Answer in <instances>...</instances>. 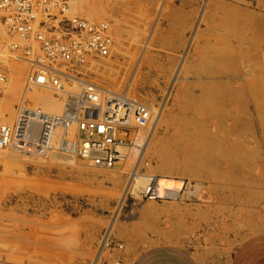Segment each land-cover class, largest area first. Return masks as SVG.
<instances>
[{
    "label": "rangeland",
    "instance_id": "1",
    "mask_svg": "<svg viewBox=\"0 0 264 264\" xmlns=\"http://www.w3.org/2000/svg\"><path fill=\"white\" fill-rule=\"evenodd\" d=\"M63 1L59 16L106 23L107 54L60 63L71 92L39 88L25 59L40 55L38 44L15 48L0 9V125L15 127L25 103L53 114L58 106L40 103L34 89L59 97L93 86L137 99L148 120L119 134L123 156L108 168L59 135L46 156L0 149V264H128L151 245L192 248L197 236L188 232L205 207L213 232L241 226L237 210L264 204V0ZM155 116L137 172L181 181L178 196L123 197L136 137L146 138Z\"/></svg>",
    "mask_w": 264,
    "mask_h": 264
},
{
    "label": "built area",
    "instance_id": "2",
    "mask_svg": "<svg viewBox=\"0 0 264 264\" xmlns=\"http://www.w3.org/2000/svg\"><path fill=\"white\" fill-rule=\"evenodd\" d=\"M65 8L63 0H0L4 25L21 42L16 41L14 47L26 45L29 48L35 42L41 52L39 55L36 50L34 53L30 50V58L25 57L33 65L29 80L54 93L62 90L61 81L66 78L61 62L71 64L87 56H103L111 44L106 23L94 25L81 17L59 16V11ZM98 93L101 95L99 102L96 100ZM72 96L74 102H69L60 115L48 114L26 104L18 106L15 127L8 124L0 127V149L13 142L19 151L42 152L49 148L52 131L60 128L66 133L67 129L75 128L74 139L67 142V135L63 134L61 145H72L78 156L97 167L113 166L123 156L119 134L132 123L144 125L149 114L147 106L127 93L96 86Z\"/></svg>",
    "mask_w": 264,
    "mask_h": 264
},
{
    "label": "crops",
    "instance_id": "3",
    "mask_svg": "<svg viewBox=\"0 0 264 264\" xmlns=\"http://www.w3.org/2000/svg\"><path fill=\"white\" fill-rule=\"evenodd\" d=\"M254 202L246 212L236 211L234 218L241 226L214 232L212 214L205 207L204 220H199L193 234L191 229L188 232L197 236L192 248L177 243L155 244L140 250L128 264H264V204ZM218 224L227 226L228 221Z\"/></svg>",
    "mask_w": 264,
    "mask_h": 264
},
{
    "label": "bare ground",
    "instance_id": "4",
    "mask_svg": "<svg viewBox=\"0 0 264 264\" xmlns=\"http://www.w3.org/2000/svg\"><path fill=\"white\" fill-rule=\"evenodd\" d=\"M65 10H66V8H65ZM71 16V15H70ZM3 18V17H2ZM90 21V20H89ZM20 49V48H19ZM65 69V68H64ZM36 76V75H35ZM65 79V78H64ZM70 79V78H69ZM34 80V79H33ZM0 81H1V79H0ZM25 81V80H24ZM63 81V80H62ZM29 82V81H28ZM66 82V81H65ZM30 83H32V84H34V85H36L37 87H39V88H45L44 86H40V85H37L34 81H31ZM64 83V82H63ZM62 84V83H61ZM65 85H66V83H65ZM65 85H64V88L61 90V93H65V92H67L68 93V91L69 92H71V90H69L68 89V87L66 86L65 87ZM68 85V84H67ZM48 88V87H47ZM30 90V89H29ZM28 91V90H27ZM32 91V90H31ZM30 91V92H31ZM34 92H36V99L37 100H39V102L41 101L45 106H49V105H55V106H58L57 108H54L55 109V111H53L52 113L54 114V115H58V113H59V111H60V109L61 110H63L62 108H60V106L62 105V107L64 106V105H67L69 102L70 103H73L74 102V96H72V95H69V97L67 96L68 94H61V95H59V97H52V96H50V95H52V94H49L48 95V93L46 94V92H44L43 90H41V91H39V90H36V89H34ZM25 93V92H24ZM28 93V92H27ZM33 93V92H32ZM57 93V92H56ZM58 93H60V92H58ZM31 94V93H30ZM26 96H28V94H26ZM34 100V98H31V100ZM35 99V100H36ZM32 100V101H33ZM66 100V101H65ZM96 100H98V102H99V98H97L96 97ZM31 101V102H32ZM40 102V103H41ZM22 103H24V102H22ZM26 104V103H25ZM43 105V106H44ZM52 106H49V107H52ZM31 107H33V106H31ZM35 107V106H34ZM37 108H40V109H42V107H39V106H37ZM60 108V109H59ZM65 109V108H64ZM43 112H45V113H50V111H44V110H42ZM52 111V110H51ZM56 112H58V113H56ZM61 113V112H60ZM59 113V114H60ZM63 113V112H62ZM51 114V113H50ZM157 117L158 116H155V118H154V121H153V123L151 124V126H150V128H149V131H148V133H147V136H146V138L143 140V138H142V136H135L136 137V140H135V142H136V144L138 145H140V147H139V149H138V157H137V162H136V164H135V166H134V168H133V170L131 171V174H130V177H129V180H128V182H127V184H126V187H125V190H124V192H123V197H124V195H125V193L127 192V191H132V192H136V193H138L140 190H144V191H146L147 192V195L148 196H160V197H175L176 195H177V192H178V190H179V188H180V186H181V181H179V180H175V179H172V178H166V177H163V176H157V177H151V176H143V175H140L138 172H137V164L139 163V160L141 159V156L143 155V152L145 151V149L147 148V143H148V140H149V137H150V135L152 134V132H153V130H154V128H155V126H156V122H157ZM14 121V120H13ZM9 124V123H8ZM10 125V124H9ZM14 125V124H13ZM2 125H0V127H1ZM15 126V125H14ZM67 132L65 133L64 132V130H61L60 128H58V129H56V130H54V132L52 131V133L50 134V136H49V141H48V144L50 145L49 146V148H47L45 151H42V152H40V153H38V152H36V153H38V154H40V155H42L41 153H48L50 150H51V148H53V147H51L52 146V144L54 143V145L56 146V144H55V140H57L56 138L58 137V135H59V138L61 137L62 138V136H63V134L65 135H67V139H66V141L67 142H69V140L71 139L70 137H72V138H74V136L76 135L75 133H76V130H75V128H70V129H67L66 130ZM140 135V134H139ZM15 139V138H14ZM62 140V139H61ZM58 143V142H57ZM59 144H60V141H59ZM53 145V146H54ZM11 148V149H16L15 148V144L13 143V142H11L8 146H6L5 148H2L1 150H6V149H8V148ZM60 147V146H59ZM63 148V147H62ZM54 149V148H53ZM61 149V148H60ZM62 150V149H61ZM67 150V149H66ZM69 150V149H68ZM73 150V149H72ZM71 150V151H72ZM132 150V149H131ZM136 150V149H135ZM17 151H19V150H17ZM55 151V150H54ZM57 152H59L58 151V149L56 150ZM71 151H69L70 153H71ZM74 151V150H73ZM6 152V151H5ZM7 152H8V150H7ZM20 152H22V151H20ZM64 152V151H63ZM132 152V151H131ZM8 153H10V151L8 152ZM18 153V152H17ZM17 153L15 152V154H16V156H17ZM28 153V152H27ZM49 153H53V152H49ZM48 153V154H49ZM65 153V152H64ZM63 153V154H64ZM67 153V152H66ZM70 153H69V155H70ZM13 154V153H12ZM38 154H36V155H38ZM47 154H45V156H46ZM29 156V155H28ZM67 156V155H66ZM76 156V155H75ZM34 157V156H33ZM36 157H38V156H36ZM41 157V156H40ZM43 157V156H42ZM128 157V156H127ZM82 161H83V159H82ZM87 161V160H86ZM4 163V162H3ZM3 165V164H2ZM13 165V164H12ZM101 168V167H100ZM9 172V171H8Z\"/></svg>",
    "mask_w": 264,
    "mask_h": 264
}]
</instances>
